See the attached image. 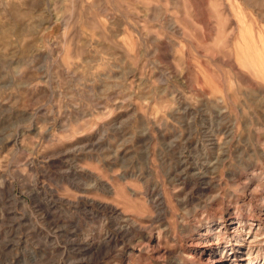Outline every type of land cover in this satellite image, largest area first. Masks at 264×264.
I'll list each match as a JSON object with an SVG mask.
<instances>
[{
    "label": "rangeland",
    "instance_id": "obj_1",
    "mask_svg": "<svg viewBox=\"0 0 264 264\" xmlns=\"http://www.w3.org/2000/svg\"><path fill=\"white\" fill-rule=\"evenodd\" d=\"M0 264H264V0H0Z\"/></svg>",
    "mask_w": 264,
    "mask_h": 264
},
{
    "label": "bare ground",
    "instance_id": "obj_2",
    "mask_svg": "<svg viewBox=\"0 0 264 264\" xmlns=\"http://www.w3.org/2000/svg\"><path fill=\"white\" fill-rule=\"evenodd\" d=\"M112 209H116V207L112 206Z\"/></svg>",
    "mask_w": 264,
    "mask_h": 264
}]
</instances>
